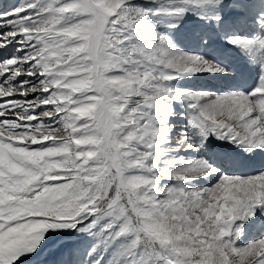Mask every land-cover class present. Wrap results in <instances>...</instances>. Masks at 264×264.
<instances>
[{"label": "snow or ice", "instance_id": "snow-or-ice-1", "mask_svg": "<svg viewBox=\"0 0 264 264\" xmlns=\"http://www.w3.org/2000/svg\"><path fill=\"white\" fill-rule=\"evenodd\" d=\"M0 264H264V0H0Z\"/></svg>", "mask_w": 264, "mask_h": 264}]
</instances>
